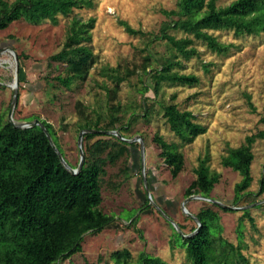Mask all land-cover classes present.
Segmentation results:
<instances>
[{
    "label": "rangeland",
    "instance_id": "obj_1",
    "mask_svg": "<svg viewBox=\"0 0 264 264\" xmlns=\"http://www.w3.org/2000/svg\"><path fill=\"white\" fill-rule=\"evenodd\" d=\"M179 1L94 0L92 9H75L71 16L57 18L54 26L48 21L38 26L21 21L9 24L0 32V116L7 120L16 63L21 81L15 90L13 121L47 123L65 159L75 168L79 154L77 124L83 120L77 114V104L84 107L88 121L95 122L98 117L106 120L110 103L102 87L111 89L113 84L101 76L103 69L119 67L123 72L126 68H137L136 74L146 83L140 70L142 58L146 52L153 56L164 55L165 45L156 38L168 21L164 13L176 11ZM235 1L216 0V5L227 7ZM76 18L83 22L94 21L90 33L95 61L84 83L77 81L65 90L55 82L58 76L64 77L63 65L52 63L49 58L62 49L65 29ZM120 22L145 37L129 36L118 26ZM211 34L225 45H234L236 50L223 58L197 45L199 57L184 62L181 73L197 77L198 86L162 88L157 97L151 91L143 93L141 79L136 76L119 86L112 103L119 104V126L125 129L127 140L135 141L136 147L128 148V155L120 157L113 165L106 163L103 168L105 175L101 178L98 208L113 221L96 234H83L81 251L55 264H118L111 255L122 250L130 253V259L124 264H137L142 253L158 257L164 264H191L186 247L166 219L170 218L181 234L193 233L197 223L182 207L193 216L207 208L217 213L222 238L234 246L240 245L250 264H264V188L259 192L261 181L264 183V140L257 139L252 145L251 186L247 195L235 204L233 190L241 177L220 163L221 156L229 149L244 145L245 139L252 135L264 133V36L235 39L224 31ZM174 36L179 39L183 35ZM201 65L208 66V73ZM158 104H173L179 111L191 113L194 123L205 129L204 135L190 145H181L163 125ZM141 105L150 111L147 119L139 110ZM154 135L162 137L166 144L177 146L183 154V167L175 179L158 157L160 149L152 141ZM139 139L143 143L142 155ZM108 140L96 137L89 145ZM84 147L82 139V149ZM1 151L2 144L0 157ZM204 157H207L208 169L219 174V181L207 198L230 211L224 212L219 205L197 198L182 204L187 197L184 190L195 180L193 170ZM244 210L249 211L254 225L243 218ZM33 238L30 233L17 236L4 226L0 232V264L6 260L25 264L24 246Z\"/></svg>",
    "mask_w": 264,
    "mask_h": 264
},
{
    "label": "trees",
    "instance_id": "obj_2",
    "mask_svg": "<svg viewBox=\"0 0 264 264\" xmlns=\"http://www.w3.org/2000/svg\"><path fill=\"white\" fill-rule=\"evenodd\" d=\"M93 1L0 0V32L9 24L20 21L30 26H38L48 21L54 26L57 18H67L75 9H92ZM164 15L168 21L160 28V36L156 41L164 43L166 51L162 56H153L146 52V56L142 58L140 70L147 79L146 83L136 74L137 68H126L123 72L119 67L103 69L101 76L113 84L111 89L102 87L106 100L110 103L106 120L101 121L98 117L95 122L88 121L84 107L78 103L77 114L83 120L77 124V133L82 130L104 133L117 131L120 137L127 140L125 129L119 126V104L112 103L120 85L136 76L141 79V91H151L154 97L166 87L193 88L199 85L198 78L181 71L184 70V62L199 57L197 45L202 46L208 53L223 58L230 51L236 50L234 45L223 44L211 33L224 31L231 33L235 39L264 36V0H236L227 7H218L216 0H180L176 11ZM93 24V19L83 22L76 18L67 25L62 49L49 58L50 62L63 65L64 77L55 78L57 87L69 90L77 81L84 83L88 79L95 61L91 52L90 32ZM118 26L129 36L145 37L141 32L131 30L125 23L120 22ZM171 33L183 36L178 39ZM201 66L208 73V66ZM147 68L150 70L147 71ZM248 104L251 107L249 101ZM158 105L163 125L181 145H190L204 135L205 129L194 123L195 119L188 111L181 112L173 104ZM139 110L143 118L150 116V111L143 105ZM40 125L63 161L73 169L65 159L51 127L43 121ZM100 136L102 135H82L85 142L84 158L77 174L73 175L61 166L56 152L38 127L14 129L0 116V232L7 226L17 236L27 233L34 236L24 246L27 253L25 264H55L60 259L69 258L81 251L83 234H96L113 221L111 216L103 214L98 208L101 201V178L105 175L103 168L106 163L113 165L117 159L130 153L128 148L136 146L110 136H103L109 138L108 141H97L89 145ZM257 139L264 140V133L246 138L244 145L229 149L220 158L224 168L238 173L241 177L233 190V204L247 195L251 186L249 166L253 155L252 145ZM152 141L160 149L158 157L167 166L171 178L175 179L183 167V154L178 151L177 146L166 144L160 136L154 135ZM206 160L207 157L199 160L193 170L195 180L184 190L185 196L198 195L207 198L218 183L219 174L208 169ZM260 187L259 192H262L263 181ZM219 208L224 212L230 211L221 205ZM243 216L251 226L254 225L248 210L243 211ZM195 217L201 224L197 232L181 238L191 264H250L240 245L234 246L220 235L217 213L207 208L199 211ZM238 235L240 240L239 232ZM111 258L118 264H124L130 259V253L127 250L115 251ZM3 264L12 263L6 260ZM137 264L164 263L158 257L142 253Z\"/></svg>",
    "mask_w": 264,
    "mask_h": 264
},
{
    "label": "water",
    "instance_id": "obj_3",
    "mask_svg": "<svg viewBox=\"0 0 264 264\" xmlns=\"http://www.w3.org/2000/svg\"><path fill=\"white\" fill-rule=\"evenodd\" d=\"M15 70H16V75H15V78H14V84L11 86V99H10V103H9L10 106H9V110H8V113H7V120H6V122L9 123L14 129H19V130H27V129H32L34 127H38L44 133V135L46 136V138L48 139L50 146L56 152V156H57V158L59 160V163L61 164V166L67 172H69V173H71L73 175L77 174V172H78V170H79V168H80V166L82 164V161H83V158H84V156H83L84 153H83V149H82V139H83L82 138V135L92 134V135L110 136V137H116V138H118V140L120 142H124V143H126L128 145H132V144L135 143L134 140H131V141L124 140L122 137L119 136V134L116 131H113V132H105V133L104 132H96V131H92V130H89V131H83V130L82 131H79L78 132V136H77V138H78V140H77V146H78V149H79L78 162H77V165H76L75 168H73V169L69 168L66 165V163L63 161V159L60 156V153L58 152V150L55 149L54 145L52 144L51 140L48 138L45 130L42 128V126L40 125L39 122L33 121L32 123H15L13 121L12 111L15 108V105H16L15 104L16 103V91L15 90H16V86L19 83V69H18L16 63H15ZM139 146H140L141 155H142V153H143V143H142V141L140 139H139ZM145 189L147 190L146 184H145ZM192 198L202 199V200H205V201H207L209 203H212L214 205H221V206H223L220 203L214 202V201H212V200H210L208 198H203V197H200V196H195V197L188 196V197H186L184 199V201H183L182 204H184L185 201H188V200H190ZM223 207H225V206H223ZM182 209H183V212H186L188 214V216L191 219H193L197 224H196V229L193 231V233H191L190 235H187V234H184L183 235L179 231V228L177 227V225L170 218H167L166 217L167 221L172 224L173 228L175 229V231L177 232V234H178V236L180 238L189 237V236L195 234L197 232L198 228L201 225L199 223L198 219L195 216H193L192 214H189L188 211L185 209V207H182Z\"/></svg>",
    "mask_w": 264,
    "mask_h": 264
}]
</instances>
